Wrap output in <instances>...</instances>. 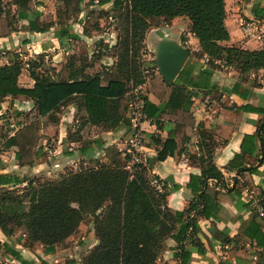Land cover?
<instances>
[{"label":"trees","instance_id":"trees-1","mask_svg":"<svg viewBox=\"0 0 264 264\" xmlns=\"http://www.w3.org/2000/svg\"><path fill=\"white\" fill-rule=\"evenodd\" d=\"M47 1L10 0L5 6L0 5V39L16 32V26L22 20L29 23L31 32L43 34L54 27H61L60 39L78 40L70 33V28L71 23L80 22L81 6L85 0H61L63 7L57 9L56 21L53 17L41 21L43 14L39 8L44 7ZM108 3L105 0L100 4L105 6ZM115 5L122 20L118 44L111 47L100 42V45H105L103 49L107 54L109 51L108 55L116 60L110 69L101 63L90 66L87 59L79 61L72 56L63 70L52 76L49 72H42L44 55L38 56L37 61L31 64V61L24 62L20 54L13 55L10 64L0 67V100L13 98L34 104L14 136L4 135L7 136L4 147L17 149L15 160L20 168L34 167L43 158L47 140L43 131L59 122L58 113L72 100L81 101L80 108L86 115L70 142L84 143L79 149L82 154H90L95 145L94 142L87 143L92 129L102 128L105 132L123 127L130 129L131 113L125 105L129 85L133 84L135 90L147 83L149 71H142L138 59L147 32L152 27H159L163 20L185 19L201 48V52L193 53V56L198 60L207 58L213 68H217L216 63L220 62L226 68L237 70L242 77L264 70V50L251 52L222 45L231 41L225 23L226 0H116ZM256 9L259 12L255 11V16L264 20V6L257 4ZM92 12L91 9L87 15L88 27ZM95 25L93 31H106L99 23ZM186 42L183 37L184 46ZM26 67L35 83L32 88L20 85ZM154 67L158 71L156 61ZM194 70L195 67L188 62L173 87L160 74L152 76L148 92L160 100L159 106L141 95L147 118L155 121L159 129L163 121L171 125L165 141L153 137L158 148L156 160L143 161L130 171L131 157L116 146H109L104 149L103 159L96 161L93 167L80 168L58 181L41 182V177L0 173V230L4 236L11 239L22 233L26 237L27 248L40 245L46 256L54 255L58 247L75 236L81 225L91 218L98 244L85 257L83 264H159L167 250L165 244L168 240L178 244L175 257L180 264H191L194 250L204 253L198 218H210L222 195L209 182H216L217 187L231 193L241 194L238 189L227 188L223 172L214 163L215 147L209 136L201 134L204 140L200 143L202 155L190 157L200 165L202 175L191 179L189 188L195 199L185 211L169 208L170 191L165 187L166 182L151 173L154 160L162 163L184 152V145L195 134L196 119L185 107L190 99L188 89L202 90L201 81L208 80L211 75L201 72L198 82H195L191 80ZM259 113L264 114V110ZM261 128L264 143V121ZM256 140L257 137L249 136L244 144L255 145ZM240 161L241 158L237 157L230 169L235 168L243 176L258 173L263 163L261 160L258 166L248 168L237 166ZM262 200L260 206L264 207ZM263 228L264 219L255 209L244 236L264 247ZM231 241L227 239V243ZM2 249L21 264H35L25 261L8 242L3 244L0 241V253ZM40 261L41 264H50Z\"/></svg>","mask_w":264,"mask_h":264},{"label":"crops","instance_id":"crops-1","mask_svg":"<svg viewBox=\"0 0 264 264\" xmlns=\"http://www.w3.org/2000/svg\"><path fill=\"white\" fill-rule=\"evenodd\" d=\"M51 4V1L48 0L46 5L41 7L40 12L43 14L41 21L50 13L56 15V12L48 11V8H46L47 5L51 6ZM257 4L264 6V0H226L227 19L225 23L231 35V41L222 44L223 46L237 47L251 52L264 50V20L255 16L256 12H259V10H255V5ZM60 6L62 7V5ZM79 20V23H71L70 28V33L77 36L78 40L60 39L61 27H54L43 34L31 32L28 27L29 23L19 20L17 26H24V29L19 28L11 36L0 39V67L10 64L15 54H20L21 59L26 62L27 55H23V52L36 57L44 55L46 59L55 63V67H59L64 64L65 56L66 58L76 56L79 61L81 60V55L73 52L76 43L84 44L86 42L88 44L92 40H98L111 47L118 44L119 38L115 29L103 32L88 30V27H86L87 15L85 16L83 10ZM179 20L181 19L171 21L174 28L170 30L174 34L178 31L177 24L179 22L177 23V21ZM54 21H56V16H54ZM185 24L186 32H188V34L184 35L187 39L185 46L182 43L183 36L181 34L179 38L165 37L163 39L175 41L189 49L191 57L188 62L195 67L191 80L198 82L200 73L205 71L211 77L208 80L201 81L202 90L188 89L190 99L185 107L194 115L196 129L192 139L184 145V152H179L176 157H170L165 162H156L152 167L151 173L166 182L165 187L170 191L169 208L179 212L185 211L195 199L194 192L189 188L191 179L202 175L200 165L193 162L190 157H200L202 155L200 143H203L204 140L201 134H207L209 141L215 147L214 163L223 172L227 188L230 190L236 189V191L238 189L241 194L238 192L231 193L221 186L217 187L216 182H209L210 186L216 188L222 195L216 203V209L213 210L210 218H198L199 238L204 245L205 251L201 254L199 251L194 250L191 264H264V247L259 246L256 240L244 236V231L253 217V210L257 209V205H260V202L264 199L263 128L259 129L264 121V114L259 113V111L264 110V70L242 77L237 70L226 68L220 62L216 63L218 65L217 68H213L207 58L196 59L193 53L201 52L200 44L190 33L187 21H185ZM163 39H160L157 44ZM147 43L145 42V44ZM46 59L45 65L47 63ZM115 63L116 60L114 59L111 64L106 65L104 63V65L111 67ZM29 82V86L26 88H32L35 84L33 80ZM149 86L150 81L148 79L147 83L138 89L143 97L148 98L151 103L159 106L161 102L148 92ZM26 103L33 102L27 101ZM183 103L184 101L182 100ZM68 110L70 113L67 120L71 124L78 108L68 106ZM0 112H2V109ZM64 125L65 123L61 122L60 129L62 131H64ZM129 126V130L123 127L114 132L104 131L102 137H96L97 139L94 140L96 149L103 147L102 159L104 157V149L109 146H116L122 152L126 150L133 132L130 123ZM161 126L162 128L159 129L153 120L143 123L141 127V133L144 137L141 153L143 161L157 157L158 148L153 137L163 141L168 138L170 123L163 121ZM249 136L257 137L255 145L247 142L244 144L245 138ZM126 137H128L127 142ZM65 138H67V133L61 134L58 138L55 152L53 153L52 150H49V153L57 157V160L52 161V157H48L49 159L45 161L48 166L52 164L58 166L53 172H58L62 168L61 163L65 162L59 156L60 153L69 162L75 160L78 156L82 159H87L92 154L90 152V154L84 155L81 150H67L66 148L65 150L72 153L66 155L65 152L63 153ZM71 145L75 147L77 144L73 143ZM7 150L4 148V151ZM10 150L15 153L17 151L16 148ZM237 157L241 158L240 163H237V166L240 167H256L261 160H263V163L259 166L258 173L243 176L235 168L230 169V165ZM91 159L97 160L94 156ZM44 167L45 164L39 163L31 168L33 169L34 177H42L40 172L41 169L44 170ZM16 168L15 172H18V169L25 170V168H20L19 166H16ZM5 169H8V167ZM12 172L14 173V171ZM2 174L10 173L4 170ZM227 239L232 241L227 243ZM0 241L3 244L8 242L11 249L18 252L25 261L34 262L35 264H41L40 260L50 264H60L61 262L59 252L46 256L42 246L43 250L41 251H38L40 248L37 245L33 248H27L25 246L26 237L22 233L8 239L0 230ZM165 246L167 250L161 256L159 264H180L175 257L178 244L173 240H168ZM3 260L6 261V264H21L10 254L6 253L4 249L0 253V264H3Z\"/></svg>","mask_w":264,"mask_h":264},{"label":"rangeland","instance_id":"rangeland-1","mask_svg":"<svg viewBox=\"0 0 264 264\" xmlns=\"http://www.w3.org/2000/svg\"><path fill=\"white\" fill-rule=\"evenodd\" d=\"M0 5L5 6L10 0H0ZM51 1V6L47 5L46 8H48V11L56 12L58 8H60L63 3L61 0H50ZM105 0H85L84 4H82L81 10L84 11L85 16L89 15L90 10L92 9L93 12L91 14V21L89 22V27L88 30L92 31L93 28H96L95 23H99L103 27H105L106 31L111 30H116V34L118 38L121 36L122 32V20L119 18V12L116 11V0H108L109 3L105 6H101V2ZM61 2V3H60ZM92 7V8H89ZM42 8H39V10ZM56 14V13H55ZM54 14H49L46 17H53ZM78 21V20H77ZM184 19H181L177 21V28L178 31L176 34L171 31V28H174L173 24L170 21L163 20L161 25L159 27H152L149 29V31L146 34L145 37V42H148L147 44L143 45L140 58L138 59L140 65L142 66V71H149L148 76L149 81H151L152 76L158 75L159 71L155 70L154 67V61H156V53H155V48L156 44L160 39H163L165 37H176L179 38V35L181 34L183 37L185 34H188L186 32V24H185ZM17 29L22 28L24 29V26H16ZM100 26L98 25V28ZM185 38V37H184ZM103 43V42H102ZM69 45V44H68ZM105 45H100V42L98 40H92L90 43H76L73 52L77 53V55H81V59H87L88 62L90 63L89 65H101L106 63V65L111 64L114 61L113 57H110L109 51L107 54V51L103 49ZM97 51V53H96ZM23 55H27L26 62L31 61L35 62L37 61V57L34 55H30L27 53H22ZM70 57L65 56L64 64L60 65L59 67H55V63L53 61H49V59H46L47 63L45 67L42 69V72H49L50 75L55 76L58 75L63 68L68 64ZM98 57V58H96ZM113 58V59H110ZM104 63H103V62ZM101 63V64H99ZM105 66V68L110 69L109 66ZM62 66V67H61ZM28 68L26 67L23 75L20 78V85L22 87H28L29 86V81L32 79L29 78V73H28ZM158 73V74H157ZM151 77V78H150ZM134 91L133 84L129 85V94L128 97L126 98L125 105L129 109V105L132 101V92ZM142 95V94H141ZM27 101H18L13 98H8L5 100H0V107L2 109V112H0V173H2L4 170L6 172H9L10 174H18L21 177H29L32 178L34 177L33 175V167H26L25 170H19L18 172H15L17 163L14 158V153L11 150L4 151V144L6 142V137L7 136H14V133L20 128V124L23 123L25 115L33 108V103H26ZM68 106H74L75 108H78L77 113L75 116L72 118V123L69 124L68 122V115L70 112H68ZM62 108L60 112L58 113V119L59 122L57 124H51L43 131L44 135H46L47 140L44 143V156L43 158L38 161L39 163L45 164L44 170L41 169V182H53V181H58L61 179V177L65 176L66 174L70 172H76L80 168H91L94 166L96 161H101L102 160V155H103V147H100L96 149V145H93L92 148V154L89 157H96L97 160H93L91 158L87 159H82L80 156H77L75 160H69L65 159L63 155L60 153V157L62 160H65V162H62V168L58 172H53V170L56 169L55 164H52L51 166H48L45 161L48 160V157H52L53 160H57V157H54L49 153V150H52L53 153L57 149V143H58V138L60 137L61 134H66L67 133V138L64 139L63 142V149L67 148L69 149H74L75 151H78L80 147L84 145V143L77 144L75 147H72L71 145V140L74 138L72 137L75 133V131L78 129V127L82 124L84 121V116L85 112L83 109H81V101L78 99L72 100L71 103ZM128 116V114H127ZM66 119V120H65ZM61 122H64V131L60 129ZM103 129L102 128H95L92 129L90 132V137L89 140H87V143H93L96 137H102L103 136ZM7 134L6 137L4 135ZM128 140V137H126V142ZM129 146V145H128ZM48 149V150H47ZM124 149V148H123ZM66 150V151H67ZM63 151V153H64ZM98 151V152H97ZM68 152V151H67ZM69 153V152H68ZM65 155V154H64ZM68 157V156H66ZM38 163V164H39ZM71 163V164H70ZM145 163V162H144ZM8 167V169H5ZM58 167V166H57ZM52 170V171H51ZM58 170V168H57ZM14 171V173L12 172ZM12 172V173H11ZM43 180V181H42ZM19 235V234H18ZM17 235V236H18ZM98 244L97 238L95 235V224L94 221L89 218L87 219L80 227L78 233L70 238L67 242L62 244L61 246L58 247V252L60 254V264H67L70 261H75L76 264H83V261L85 257L90 253V251ZM40 249L38 251L43 250L40 245H37ZM42 254V253H41ZM38 256V254H36ZM3 264H6V261L3 260Z\"/></svg>","mask_w":264,"mask_h":264},{"label":"water","instance_id":"water-1","mask_svg":"<svg viewBox=\"0 0 264 264\" xmlns=\"http://www.w3.org/2000/svg\"><path fill=\"white\" fill-rule=\"evenodd\" d=\"M155 53L159 74L173 87L186 67L191 52L175 41L163 39L156 45ZM155 160L152 167L156 163Z\"/></svg>","mask_w":264,"mask_h":264},{"label":"built area","instance_id":"built-area-1","mask_svg":"<svg viewBox=\"0 0 264 264\" xmlns=\"http://www.w3.org/2000/svg\"><path fill=\"white\" fill-rule=\"evenodd\" d=\"M144 102L142 100L141 92L139 89H135L132 92V101L129 105L130 110V122L133 129L130 137L129 146L124 151L125 155L131 157L128 169L131 171L134 165L143 163L141 158L142 146L144 137L141 133V127L144 122L150 121L143 112ZM257 211L259 215L264 219V207L257 205Z\"/></svg>","mask_w":264,"mask_h":264}]
</instances>
